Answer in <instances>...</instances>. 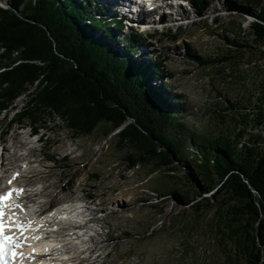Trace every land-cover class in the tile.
Segmentation results:
<instances>
[{"label":"rangeland","instance_id":"1","mask_svg":"<svg viewBox=\"0 0 264 264\" xmlns=\"http://www.w3.org/2000/svg\"><path fill=\"white\" fill-rule=\"evenodd\" d=\"M84 1L99 24L93 34L144 71L150 91L160 95L162 110L176 114L185 134L178 135L180 147L165 158L166 165L152 158L130 166L126 155L134 152L132 146L118 147L114 135L128 122L107 135L103 123L89 135L73 134L58 115L39 108L32 116L21 114L34 93L30 87L0 109V155L10 147L23 167L18 185L34 184L27 192L39 193L29 194L26 204L46 213L71 196L83 197L89 208L85 217L92 219L84 223L77 210V219L87 226L75 238L82 251L76 264H244L219 216L228 195L222 190L225 178L203 191L199 186L205 184L190 175L186 164L188 158L194 166L201 151L198 143L184 138L186 133L209 139L233 136L238 113L251 112L262 94L264 46L253 41L252 17L244 3L156 0L160 6L127 29L124 20H110L115 13L104 9L101 0ZM126 38L134 50L123 49ZM153 67L160 73L153 74ZM262 128L248 130L255 134ZM44 185L47 194L40 193ZM192 188L202 193L196 197Z\"/></svg>","mask_w":264,"mask_h":264},{"label":"trees","instance_id":"2","mask_svg":"<svg viewBox=\"0 0 264 264\" xmlns=\"http://www.w3.org/2000/svg\"><path fill=\"white\" fill-rule=\"evenodd\" d=\"M79 1L8 0L7 8L0 7V109L33 87L22 115L32 116L36 108L58 115L76 135H89L101 123L107 135L126 121L114 135L118 147L129 144L134 150L126 155L128 164L156 158L166 165L165 158L180 147L183 122L162 110L160 95L150 91L143 70L93 34L99 24L87 2ZM242 2L252 17L253 41L264 46V0ZM103 32L111 35L105 28ZM133 48L126 38L123 49ZM153 68L157 75L159 69ZM261 90L251 112L238 113L233 136L184 137L198 143L201 151L195 152L199 159L194 166L193 160H186L190 175L205 184L199 187L207 191L225 178L222 190L228 195L219 216L244 264H264V87ZM249 126H262L263 132L250 134ZM193 188L196 197L202 193ZM228 197L235 202L229 204Z\"/></svg>","mask_w":264,"mask_h":264},{"label":"bare ground","instance_id":"3","mask_svg":"<svg viewBox=\"0 0 264 264\" xmlns=\"http://www.w3.org/2000/svg\"><path fill=\"white\" fill-rule=\"evenodd\" d=\"M101 1L103 2H101L103 5H106L104 9L108 10L112 14L115 13V18H120L125 21V23H122L123 27H127L128 24L127 29L133 27L135 24L142 23L145 20L144 17H146L147 13L153 11L147 10L145 8V5L142 3L144 1L141 0ZM154 4L156 7L160 6L158 5L159 3L156 4V0L154 1ZM111 5L113 6L111 7ZM149 21L151 20L149 19L146 22ZM152 22L157 21L154 20ZM4 149V153H1L0 155V172L6 173L5 175H0V194L5 193L10 188L23 189L20 194H14L10 201H6L5 203L8 205V210L14 213L13 219H18L19 221L26 224L29 221L31 222L30 224H27V228L24 233L25 236L29 237V239L25 241L21 247L18 248V252L23 253V256L14 257L16 263L76 264L77 260L80 258L79 255L82 253V251L80 250V246L75 241V238H78V235L80 234H75V231L73 230V228H70L71 225L69 226L68 223L75 224L78 222V220L74 221V219H76L79 215V213L77 212L78 209L76 208V202L78 200H81V198L83 197L77 195L71 196L70 199L64 201L63 203L57 206H51L46 213H40L37 209L33 210L32 206L26 204V198H28V194L26 193V191L30 189V186H34V184H19L18 186H16L17 178H22L23 176V174L20 172L23 167H20L18 165V158H16L18 156H16L15 152L13 151V153L11 154L10 147L8 148L7 146H5ZM25 159L26 157H24L23 155L22 160ZM35 171L36 170L33 169L34 175L38 173V170L36 171V173ZM13 174H17L15 176V179H13ZM9 180H11L10 184L8 183ZM44 186L45 187H43L40 192L41 194H47V187L46 185ZM24 193L25 195H22ZM14 204H19L21 207H12L11 205ZM79 204L81 209H85V213H89V208H86V205L84 203L79 201ZM61 208L63 209L60 210ZM57 229L58 231L54 233ZM15 234L19 236L18 231ZM73 235L76 236L73 237ZM32 237H38V239H33ZM45 249H47V251H45Z\"/></svg>","mask_w":264,"mask_h":264},{"label":"snow or ice","instance_id":"4","mask_svg":"<svg viewBox=\"0 0 264 264\" xmlns=\"http://www.w3.org/2000/svg\"><path fill=\"white\" fill-rule=\"evenodd\" d=\"M17 174H13V179ZM11 183V180L8 181ZM23 189H9L7 192L0 194V264H12V258L22 257L23 253L18 252L16 249L22 246V244L29 239L25 236L27 224L31 222H21L18 219H13L14 213L8 210L6 201H10L13 194H20ZM15 208H20L19 204L11 205ZM7 217V219H6ZM6 229L8 233L6 234ZM19 232V236L15 233ZM38 239V237H32ZM47 251V249H45Z\"/></svg>","mask_w":264,"mask_h":264},{"label":"water","instance_id":"5","mask_svg":"<svg viewBox=\"0 0 264 264\" xmlns=\"http://www.w3.org/2000/svg\"><path fill=\"white\" fill-rule=\"evenodd\" d=\"M0 3H2V4H4V5H7V7H8V4H6V1H1V0H0ZM2 4H0V7H1V8H5V6L2 5ZM7 7H6V8H7ZM119 127H120V126H119Z\"/></svg>","mask_w":264,"mask_h":264}]
</instances>
